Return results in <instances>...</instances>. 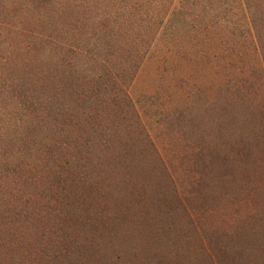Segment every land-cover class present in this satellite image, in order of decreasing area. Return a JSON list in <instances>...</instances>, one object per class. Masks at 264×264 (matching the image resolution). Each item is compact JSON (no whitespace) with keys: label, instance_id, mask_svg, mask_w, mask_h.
Here are the masks:
<instances>
[{"label":"rangeland","instance_id":"374dc122","mask_svg":"<svg viewBox=\"0 0 264 264\" xmlns=\"http://www.w3.org/2000/svg\"><path fill=\"white\" fill-rule=\"evenodd\" d=\"M213 5L215 49L99 65L93 27L0 0V157L36 148L0 181V264H264V0Z\"/></svg>","mask_w":264,"mask_h":264},{"label":"trees","instance_id":"16d2710c","mask_svg":"<svg viewBox=\"0 0 264 264\" xmlns=\"http://www.w3.org/2000/svg\"><path fill=\"white\" fill-rule=\"evenodd\" d=\"M8 2V0H5ZM11 5H19L18 9L23 15L24 10L31 9L30 13H24V17H33L30 22H40L44 27L45 22L56 24L58 20L61 25L66 23V16L70 13L72 26L74 30L94 28V36H87L88 43L94 46L92 54L86 52L84 55L94 57L96 63L104 65L108 63L106 58L114 59L115 54L108 53L109 47H102L104 40L115 44L119 49L120 54L135 58L136 56H146L152 49L156 47L157 52L163 54L166 59L178 58L184 56L185 49L183 48L185 40L194 42L202 41L205 45L209 44L213 49V43L217 38L216 35V20L213 18L215 6L213 0H9ZM50 4L46 15L42 8V4ZM168 7L167 11L164 10ZM23 10V11H22ZM82 20L83 22L79 21ZM25 22L21 25L32 24ZM44 22V23H43ZM64 27V26H63ZM69 29L67 34L74 31ZM23 31V30H22ZM186 36V37H185ZM185 37V39L183 38ZM218 41V40H217ZM106 42L107 45H111ZM159 42L166 46L159 47ZM55 42L49 44H54ZM112 44V45H113ZM195 44V43H194ZM213 44V45H212ZM68 46V44H66ZM172 45V48H171ZM208 45V46H209ZM219 46V45H218ZM2 47V46H0ZM64 47V45H63ZM10 48V46H9ZM77 47H75L76 49ZM160 48V50H158ZM2 50V49H0ZM14 48L7 49L6 56L0 57V103L1 95H5L9 90V81L2 79L1 71H7L10 65H13V56L15 55ZM7 69V70H6ZM0 115H3L0 112ZM26 139L24 135L22 139H18L15 147L21 149L23 141ZM26 143V142H25ZM23 143V147H24ZM25 149H21L19 155L13 156L20 160L22 156L33 152L36 148L34 144L31 147L25 145ZM11 163L10 159H2L0 157V181H9L12 174L16 173L17 168H20V163ZM14 163H19L16 169H13ZM35 166L29 165L28 171H35ZM3 197L1 196V199Z\"/></svg>","mask_w":264,"mask_h":264}]
</instances>
